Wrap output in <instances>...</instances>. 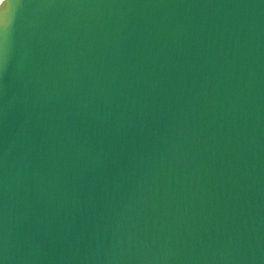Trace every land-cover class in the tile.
Listing matches in <instances>:
<instances>
[{
    "label": "water",
    "instance_id": "obj_1",
    "mask_svg": "<svg viewBox=\"0 0 264 264\" xmlns=\"http://www.w3.org/2000/svg\"><path fill=\"white\" fill-rule=\"evenodd\" d=\"M0 264H264V0L11 8Z\"/></svg>",
    "mask_w": 264,
    "mask_h": 264
},
{
    "label": "snow or ice",
    "instance_id": "obj_2",
    "mask_svg": "<svg viewBox=\"0 0 264 264\" xmlns=\"http://www.w3.org/2000/svg\"><path fill=\"white\" fill-rule=\"evenodd\" d=\"M19 3L20 0H4V3L0 6L7 5L8 7L6 9L0 8V21L4 20L8 14V11L13 7L18 6Z\"/></svg>",
    "mask_w": 264,
    "mask_h": 264
}]
</instances>
